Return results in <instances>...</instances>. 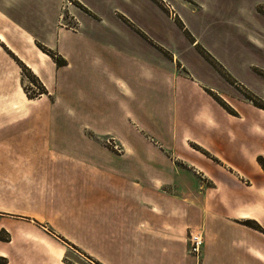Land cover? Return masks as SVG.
I'll return each mask as SVG.
<instances>
[{"label":"crops","instance_id":"crops-1","mask_svg":"<svg viewBox=\"0 0 264 264\" xmlns=\"http://www.w3.org/2000/svg\"><path fill=\"white\" fill-rule=\"evenodd\" d=\"M174 1L195 44L153 0H0V264H264V110L196 50L264 101V0Z\"/></svg>","mask_w":264,"mask_h":264},{"label":"rangeland","instance_id":"rangeland-1","mask_svg":"<svg viewBox=\"0 0 264 264\" xmlns=\"http://www.w3.org/2000/svg\"><path fill=\"white\" fill-rule=\"evenodd\" d=\"M153 1L156 4H158L166 12V14L170 18H172V19L176 18V23H177V20L180 21L177 18L178 15L176 14L175 3H174L175 1L174 0H153ZM181 1L182 2H185V1L189 2L190 0H181ZM258 11H259V9H258ZM60 20H61L60 21L61 25L64 26L65 28H67L68 30L72 31V32H76L79 29L78 23L76 22V20L73 17H71L70 13L67 10H62V17ZM177 25H178V23H177ZM138 31L146 39L148 38L146 34L142 33L140 30H138ZM156 46L158 47L159 50L162 49L164 52H166L171 57V55L166 50H164L163 48H161L158 45H156ZM164 52H162V53H164ZM257 72H262V71H257ZM31 74H29L26 70H22L18 73V75H17L18 98H19L21 92L24 93L25 97H27L28 99H41V98H46L47 96H49V92L46 89V87L42 84V82H40V80L35 75L32 74V76L37 78V82H34L31 79ZM111 139H114V141L116 142V144L120 150L119 152H115V151L106 147V141L111 140ZM98 142H99L100 146H102V148H104L105 150L109 151L110 153H112L114 155L120 156L124 153L123 146L113 136H106V137L98 138Z\"/></svg>","mask_w":264,"mask_h":264},{"label":"trees","instance_id":"trees-1","mask_svg":"<svg viewBox=\"0 0 264 264\" xmlns=\"http://www.w3.org/2000/svg\"><path fill=\"white\" fill-rule=\"evenodd\" d=\"M259 12L262 13L264 15V7H260L259 8ZM178 26L179 28L185 33V35L187 36V38L193 43L195 44L196 41L194 40V38L192 37V35L188 32V30H186L185 26L177 20ZM44 52H46L50 57H52L56 64L58 66H63L65 64V62L58 58V56L56 54H54L52 51L43 48L42 46H39ZM162 52H164L162 49H160ZM196 50L198 51V53L219 73V75L226 81L228 82L230 85H232L233 87H235L248 101H250L255 107L264 110V101H262L261 99H259L257 96H255L253 93H251L249 90H247L244 86L240 85L228 72L227 70L207 51L205 50L201 45L197 44L196 45ZM164 54L171 58L166 52H164ZM11 56L15 59V57L11 54ZM18 61V60H16ZM22 70H26L29 74H31V72L29 71V69H27L25 66H23L22 64H20ZM258 74L260 76H262L264 78V73L263 72H258ZM31 79L34 82H37V78H35L34 76H32L31 74ZM213 98L231 115H236V113L226 104L224 103L220 98L213 96ZM205 155H207L209 157V154L204 152ZM260 164L262 165V167L264 168V162L262 160H260ZM246 226L255 229V230H260V227L251 221H247L244 223ZM9 236H5L4 238L0 237V240L3 241H8Z\"/></svg>","mask_w":264,"mask_h":264},{"label":"built area","instance_id":"built-area-1","mask_svg":"<svg viewBox=\"0 0 264 264\" xmlns=\"http://www.w3.org/2000/svg\"><path fill=\"white\" fill-rule=\"evenodd\" d=\"M106 147L115 151V152L120 151L116 142L114 141V139L107 140L106 141ZM202 246H203V235H202V233L197 232V233L190 234L188 252L190 254L198 256L200 254Z\"/></svg>","mask_w":264,"mask_h":264}]
</instances>
